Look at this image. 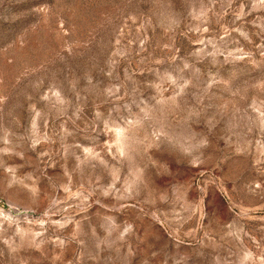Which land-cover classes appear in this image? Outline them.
<instances>
[{
    "label": "rangeland",
    "instance_id": "374dc122",
    "mask_svg": "<svg viewBox=\"0 0 264 264\" xmlns=\"http://www.w3.org/2000/svg\"><path fill=\"white\" fill-rule=\"evenodd\" d=\"M0 264H264V0H0Z\"/></svg>",
    "mask_w": 264,
    "mask_h": 264
}]
</instances>
